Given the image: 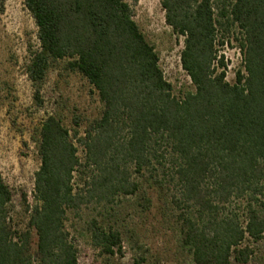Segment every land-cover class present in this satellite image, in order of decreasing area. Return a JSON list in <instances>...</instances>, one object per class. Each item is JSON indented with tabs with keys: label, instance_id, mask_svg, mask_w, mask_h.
Listing matches in <instances>:
<instances>
[{
	"label": "trees",
	"instance_id": "obj_1",
	"mask_svg": "<svg viewBox=\"0 0 264 264\" xmlns=\"http://www.w3.org/2000/svg\"><path fill=\"white\" fill-rule=\"evenodd\" d=\"M160 4L184 38L180 60L194 89L182 97L172 94L125 0H25L37 28L26 66L36 93L50 62L66 60L102 111L82 135L53 115L42 121L24 230L12 227L14 194L0 173V264H78L67 211L93 203L103 216L116 198L137 194L140 178L173 213L191 264H264V0ZM218 32L235 33L243 56L233 84L217 56ZM74 173L83 179L75 191ZM101 221L87 224L91 245L122 256L121 233Z\"/></svg>",
	"mask_w": 264,
	"mask_h": 264
},
{
	"label": "rangeland",
	"instance_id": "obj_2",
	"mask_svg": "<svg viewBox=\"0 0 264 264\" xmlns=\"http://www.w3.org/2000/svg\"><path fill=\"white\" fill-rule=\"evenodd\" d=\"M125 1L133 8L139 30L153 46L172 94L182 97L193 91L180 60L184 38L166 24L160 0ZM36 34L25 0H0V173L14 194L10 214L12 227L17 231L26 229V209L35 202L34 177L41 163L35 139L42 121L53 115L70 134L78 130L82 135L102 111L97 92L83 76L67 70L66 60L50 62L36 93L26 73L32 52L38 47ZM235 37V33L218 32L215 47L218 58L223 57L226 81L230 84L234 83L236 71L243 67ZM77 156L83 163L84 150L78 145ZM80 178L74 173V191L82 188ZM139 183L141 188L136 195L116 198L103 216L101 207L93 203L67 211L64 227L77 250L78 264H133L137 258H143L144 264H191L180 247L173 213L164 209L160 194L145 185L144 179L140 178ZM145 193L151 199L147 209ZM93 218L119 230L122 256H106L91 245L87 224ZM31 242L34 251V232Z\"/></svg>",
	"mask_w": 264,
	"mask_h": 264
}]
</instances>
